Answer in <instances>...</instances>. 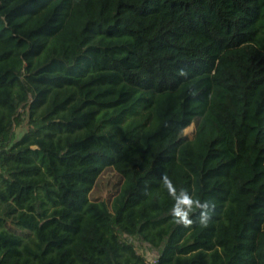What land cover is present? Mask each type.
<instances>
[{
  "label": "trees",
  "instance_id": "trees-1",
  "mask_svg": "<svg viewBox=\"0 0 264 264\" xmlns=\"http://www.w3.org/2000/svg\"><path fill=\"white\" fill-rule=\"evenodd\" d=\"M0 264H264V0H0Z\"/></svg>",
  "mask_w": 264,
  "mask_h": 264
},
{
  "label": "clouds",
  "instance_id": "clouds-1",
  "mask_svg": "<svg viewBox=\"0 0 264 264\" xmlns=\"http://www.w3.org/2000/svg\"><path fill=\"white\" fill-rule=\"evenodd\" d=\"M162 179L165 187L168 189L169 195L172 196L175 201L170 212V215L173 217L174 222L184 227H190L194 223V221L190 219V215L194 212L195 209H199L201 210L198 218L199 223L201 226L206 227L210 220V206L214 208L215 205H210L209 201L201 202L200 199H193L190 195L187 194L186 190L183 189L182 195L177 198L175 187L172 181L167 176H164Z\"/></svg>",
  "mask_w": 264,
  "mask_h": 264
},
{
  "label": "rangeland",
  "instance_id": "rangeland-1",
  "mask_svg": "<svg viewBox=\"0 0 264 264\" xmlns=\"http://www.w3.org/2000/svg\"><path fill=\"white\" fill-rule=\"evenodd\" d=\"M194 128V124L189 125L185 132H190ZM113 173L109 169H105L97 178L96 183L92 187L91 193H102L103 196L106 195L107 190L109 188V180H112ZM137 248V251L142 254L148 262H153L156 260L158 256V252L148 243L139 244L138 242H134Z\"/></svg>",
  "mask_w": 264,
  "mask_h": 264
}]
</instances>
